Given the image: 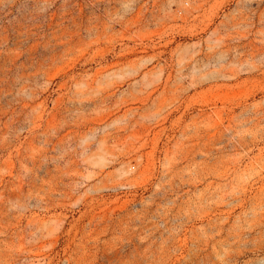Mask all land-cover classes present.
<instances>
[{
    "label": "rangeland",
    "instance_id": "1",
    "mask_svg": "<svg viewBox=\"0 0 264 264\" xmlns=\"http://www.w3.org/2000/svg\"><path fill=\"white\" fill-rule=\"evenodd\" d=\"M0 264H264V0H0Z\"/></svg>",
    "mask_w": 264,
    "mask_h": 264
}]
</instances>
